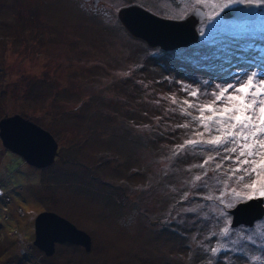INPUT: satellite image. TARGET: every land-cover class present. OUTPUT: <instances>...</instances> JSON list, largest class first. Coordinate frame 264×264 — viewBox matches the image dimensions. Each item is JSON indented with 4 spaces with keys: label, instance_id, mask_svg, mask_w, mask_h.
<instances>
[{
    "label": "rangeland",
    "instance_id": "obj_1",
    "mask_svg": "<svg viewBox=\"0 0 264 264\" xmlns=\"http://www.w3.org/2000/svg\"><path fill=\"white\" fill-rule=\"evenodd\" d=\"M216 4L222 21L209 26ZM134 5L167 18L202 11L198 41L149 47L118 18ZM255 5L254 18L236 21L223 18L221 0H0V121L19 115L58 144L54 163L37 169L0 140V264H264V217L233 228L230 214L262 197L264 169L234 172L239 144L174 154L186 140L220 135L198 136L192 117L233 73L264 66V3ZM234 106L217 102L203 115ZM254 140L264 143V133ZM240 159L259 165L264 155ZM42 212L89 234L90 251L37 249Z\"/></svg>",
    "mask_w": 264,
    "mask_h": 264
},
{
    "label": "water",
    "instance_id": "obj_2",
    "mask_svg": "<svg viewBox=\"0 0 264 264\" xmlns=\"http://www.w3.org/2000/svg\"><path fill=\"white\" fill-rule=\"evenodd\" d=\"M98 0H94L97 5ZM259 5L243 4L225 9V19H252L260 10ZM203 12L196 11L185 21L160 18L139 6L123 8L118 18L134 37L149 47L174 50L198 41L196 24L203 20ZM0 140L3 146L17 154L31 167L42 169L51 166L57 155L58 144L50 132L19 116L6 117L0 121ZM230 214L231 227H252L264 217V197L239 203ZM34 246L47 257L55 253V245L68 243L91 249V237L72 222L53 212H42L34 220Z\"/></svg>",
    "mask_w": 264,
    "mask_h": 264
},
{
    "label": "snow or ice",
    "instance_id": "obj_3",
    "mask_svg": "<svg viewBox=\"0 0 264 264\" xmlns=\"http://www.w3.org/2000/svg\"><path fill=\"white\" fill-rule=\"evenodd\" d=\"M222 10L229 9L234 4H262L264 0H221ZM215 8H221V4H216L212 12V16L208 19L211 21L209 26L215 25L222 21L219 13L215 11ZM251 72V75H249ZM233 75V84H229L226 88L220 90L219 94H213L215 99L212 104L205 105L200 107L198 110L200 112L199 116H193L192 120L198 122V126L203 129V132L197 133L198 136L203 137L205 133H211L213 131L221 133L220 135L214 136L211 139H189L186 140L183 144L179 145L175 150L174 154L176 156H181L186 154L188 150H195L197 148H202L204 145H211L213 148H217L226 144H239L240 151L239 155L235 157V160L238 161V166L233 171H241L240 165H250L251 171L256 172L257 168L264 169V160H261L259 165H257L256 160L252 159H243L240 157H259L264 155V152L259 151L258 149L264 148V143L255 141L254 138L259 133H264V66L256 71H252L251 68L240 69L239 71L232 74ZM247 76V82L241 84L243 78ZM259 80V84L255 81ZM239 85V86H236ZM229 89L233 93L239 95H227ZM192 97H196L198 92L192 91L190 93ZM251 98V99H250ZM235 102L237 106L234 107H225L219 115H211L205 117L203 114L205 111L215 113L217 110L213 107L217 102L227 103ZM175 102V101H173ZM189 108L194 107L190 102L184 101ZM259 105V108H257ZM257 111L259 116H257ZM181 112L185 115H190L186 110L181 109ZM239 112V115H233V113ZM259 120V123L256 124L254 121ZM179 127H187V125H180ZM256 129L257 131H252ZM252 139L254 142L249 144V140ZM227 152L235 153L237 152L236 147L225 148ZM212 157H208L204 163H207L208 160H211ZM225 160L232 159L231 156H225ZM203 167V164L200 165ZM217 168L220 165L216 166ZM245 172H248L249 169H243ZM195 179L199 180L200 177ZM243 179V177H241ZM256 182L253 181L252 185H245V187L255 188ZM260 196L264 197V185L259 189ZM220 251V249L213 247L211 252L215 255Z\"/></svg>",
    "mask_w": 264,
    "mask_h": 264
},
{
    "label": "flooded vegetation",
    "instance_id": "obj_4",
    "mask_svg": "<svg viewBox=\"0 0 264 264\" xmlns=\"http://www.w3.org/2000/svg\"><path fill=\"white\" fill-rule=\"evenodd\" d=\"M96 6V5H95ZM134 6H137V5H134ZM233 6V5H232ZM238 5H235V7H237ZM260 6V5H259ZM140 7V6H139ZM261 7V6H260ZM230 8H234V7H230ZM147 11H149V10H147ZM149 12H151V11H149ZM152 14H154V15H156V16H158V17H160V18H163V19H168V20H174V21H185L186 19H188L189 17H191V14L190 15H188V16H186L185 18H167V17H164V16H161V15H159V14H155V13H153V12H151ZM194 13V12H193ZM192 13V14H193ZM228 20H236V19H228ZM237 21V20H236ZM244 21V20H243ZM199 23L198 24H196V26H195V28H196V30H197V33H198V35H199V31H198V29H199ZM192 45V44H191Z\"/></svg>",
    "mask_w": 264,
    "mask_h": 264
}]
</instances>
